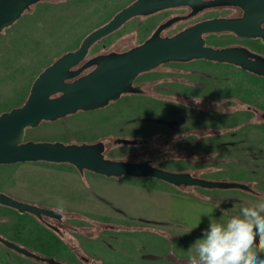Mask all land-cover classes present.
Wrapping results in <instances>:
<instances>
[{
    "label": "rangeland",
    "instance_id": "obj_1",
    "mask_svg": "<svg viewBox=\"0 0 264 264\" xmlns=\"http://www.w3.org/2000/svg\"><path fill=\"white\" fill-rule=\"evenodd\" d=\"M128 1L38 0L23 10L0 31V112L21 104L43 67L76 47L89 30ZM184 11L179 7L132 16L94 42L89 52L129 48L167 17ZM193 19L178 20L160 34H172ZM204 38L212 46L240 44L264 55L259 37L224 32ZM135 83L141 93H121L102 107L26 126L24 139L101 140L107 158H149L164 169L242 181L254 192H264V76L228 62L194 58L161 63L139 73ZM117 137L135 142H115ZM189 189L211 199L264 204V197L240 188L176 186L150 176H105L86 169L79 172L68 162L0 163V190L52 205L69 225L58 223L62 234L57 237L29 213L0 204V234L62 264H189L191 244L182 228L164 214L166 194ZM0 264L49 263L0 242Z\"/></svg>",
    "mask_w": 264,
    "mask_h": 264
},
{
    "label": "water",
    "instance_id": "obj_2",
    "mask_svg": "<svg viewBox=\"0 0 264 264\" xmlns=\"http://www.w3.org/2000/svg\"><path fill=\"white\" fill-rule=\"evenodd\" d=\"M38 0H0V31L15 21L30 4ZM188 5L184 15H173L159 23L141 42L121 51L98 53L77 65L89 46L121 26L128 18L158 10ZM212 5H235L242 13L237 17H213L187 25L178 31L161 35L174 21L193 15ZM264 0H132L108 20L86 33L75 49L62 52L43 67L32 80L25 100L0 112V163L18 161L68 162L79 172L84 169L105 176H150L176 186L195 185L204 188H240L253 191L245 182L209 179L187 171H174L153 165L149 158L138 161L118 160L103 155L104 142L35 141L24 139L26 126L52 120L77 110H90L117 99L121 93L139 92L135 77L157 65L194 58L228 62L254 74L264 76V55L244 45L212 46L203 33L230 31L239 37H260L264 41ZM92 66L85 73V68ZM115 142L134 143L135 139L117 137ZM0 204L42 215L60 217L52 208L18 200L0 191ZM0 242L13 250L49 264H60L52 256H42L0 235ZM99 264V263H95Z\"/></svg>",
    "mask_w": 264,
    "mask_h": 264
},
{
    "label": "clouds",
    "instance_id": "obj_3",
    "mask_svg": "<svg viewBox=\"0 0 264 264\" xmlns=\"http://www.w3.org/2000/svg\"><path fill=\"white\" fill-rule=\"evenodd\" d=\"M199 224L189 225L184 234ZM189 248V264H264V205L237 208L226 220H209Z\"/></svg>",
    "mask_w": 264,
    "mask_h": 264
},
{
    "label": "crops",
    "instance_id": "obj_4",
    "mask_svg": "<svg viewBox=\"0 0 264 264\" xmlns=\"http://www.w3.org/2000/svg\"><path fill=\"white\" fill-rule=\"evenodd\" d=\"M263 192V191H262ZM165 217L168 221L179 225L183 232L189 225L200 222L199 227L190 233L184 234L192 244L201 236V229L206 228L209 220H226L237 208H254L259 205L252 202H243L235 199H211L195 190L170 191L165 198ZM221 204L222 209H216ZM264 257V254H261Z\"/></svg>",
    "mask_w": 264,
    "mask_h": 264
},
{
    "label": "flooded vegetation",
    "instance_id": "obj_5",
    "mask_svg": "<svg viewBox=\"0 0 264 264\" xmlns=\"http://www.w3.org/2000/svg\"><path fill=\"white\" fill-rule=\"evenodd\" d=\"M132 0H130V1H128L126 4H128L129 2H131ZM125 4V5H126ZM179 7H182V8H184V12L183 13H177V14H173V15H184V14H187L190 10H191V7L190 6H188V5H179V6H175V7H168V8H164V9H172V8H179ZM164 9H161V10H164ZM210 10H219L218 12H209ZM117 11V10H116ZM115 11V12H116ZM114 12V13H115ZM113 13V14H114ZM241 13H242V10H241V8L240 7H238V6H235V5H212V6H206V7H202V8H200V9H198L193 15H191V16H189V17H186V18H183V19H179V20H189V19H192V18H194L192 21H190V22H188V23H186L185 24V26H187V25H190V24H192V23H195V22H197V21H200V20H204V19H208V18H213V17H237V16H239V15H241ZM112 14V15H113ZM150 14H152V13H150ZM146 15H149V14H146ZM146 15H141V16H146ZM173 15H171V16H173ZM135 16H137V15H135ZM139 16V15H138ZM171 16H169V17H171ZM169 17H167V18H169ZM196 17V18H195ZM110 18V17H109ZM108 18V19H109ZM166 18V19H167ZM107 19V20H108ZM128 20V19H127ZM164 21V20H163ZM105 22V21H104ZM104 22H102V23H104ZM126 22V21H125ZM124 22V23H125ZM175 22H178V20L177 21H174L173 23H171L169 26H171L172 24H174ZM101 23V24H102ZM100 25V24H99ZM98 25V26H99ZM158 25V24H157ZM156 25V26H157ZM261 25L262 26H264V22L263 23H261ZM155 26V27H156ZM97 27V26H96ZM168 27V26H167ZM95 28V27H94ZM93 29V28H92ZM91 29V30H92ZM155 29V28H154ZM153 29V30H154ZM116 30V29H115ZM152 30V31H153ZM90 31V30H89ZM88 31V32H89ZM87 32V33H88ZM224 32H229V33H232V34H234V35H236L235 33H233V32H230V31H215V32H206V33H203L202 34V37L204 38L205 37V35H208V34H217V33H224ZM152 33V32H151ZM237 36V35H236ZM239 37V36H238ZM102 38V37H101ZM100 38V39H101ZM241 38H243V37H241ZM260 38V37H259ZM99 40V39H98ZM204 40H205V38H204ZM81 41V40H80ZM142 41V40H141ZM140 41V42H141ZM96 42V41H95ZM80 43V42H79ZM78 43V44H79ZM139 43V42H138ZM205 43H206V41H205ZM78 44H77V46H78ZM93 44V43H92ZM91 44V45H92ZM137 44V43H136ZM207 44V43H206ZM90 45V46H91ZM226 45H240V44H226ZM76 46V47H77ZM90 46H89V48H90ZM220 46H225V45H220ZM76 47H74L73 49H75ZM89 48H88V50H87V53H86V55H85V57L77 64V65H75L74 67H76V66H78V65H80L82 62H84L85 60H87L89 57H91V56H93V55H95V54H98V53H106V52H95V53H90L89 52ZM125 49H127V48H125ZM70 50V49H69ZM124 50V49H123ZM67 51V50H66ZM114 51V50H113ZM109 52V51H108ZM53 61V60H52ZM92 68V66H89V67H87V68H85L81 73H85L86 71H88L89 69H91ZM137 77V76H136ZM135 77V78H136ZM133 84L134 85H137L138 86V84H136L135 83V79H134V81H133ZM139 88H140V91L139 92H125V93H141L142 92V88L140 87V86H138ZM109 103V102H108ZM1 192H4V193H6V194H8L9 196H11V197H13V198H16V199H18V200H22V201H26V202H30V203H33V204H36V205H38V206H42V207H46V208H52V209H54L56 212H59L61 215H60V217H50V216H46V215H42V217L41 218H39V217H37L36 215H34V214H32V213H29V212H27V213H29L30 215H32L35 219H37L39 222H41L43 225H45V227H47L48 229H50L51 231H54L55 233H56V236L58 237L60 234H62V231H61V226H59L58 225V223L59 224H64V225H68V224H66L65 222H64V220H63V216H62V213L60 212V211H58L57 210V208H54L52 205H49V204H47V203H39V202H36V203H34L35 201H33V202H31V201H29V200H27V199H23V198H19V197H15V196H13L11 193H9V192H6L5 190H0ZM7 206V205H6ZM8 207H11V206H8ZM11 208H13V207H11ZM14 210H16V211H18L16 208H13ZM19 212V211H18ZM21 213H24V212H21ZM47 218H50V219H53V220H55L56 221V223H54V222H51V221H49ZM69 226V225H68ZM74 228V227H73ZM1 235V234H0ZM2 236V235H1ZM4 236V235H3ZM2 236V237H3ZM4 238H7V239H9V240H12V241H14L15 243H17V244H19V245H21V246H24V247H28L27 245H25V244H23L22 242H20V241H18L17 239H15L14 237H12L11 235H8V234H6L5 236H4ZM81 258H83V260L84 261H86V258H84L82 255H81ZM60 262V264H62V262L61 261H59ZM95 263H97V262H95ZM95 263H93V264H95Z\"/></svg>",
    "mask_w": 264,
    "mask_h": 264
},
{
    "label": "trees",
    "instance_id": "obj_6",
    "mask_svg": "<svg viewBox=\"0 0 264 264\" xmlns=\"http://www.w3.org/2000/svg\"><path fill=\"white\" fill-rule=\"evenodd\" d=\"M124 109H126V108H124ZM251 192H254V190L251 191ZM254 193H255L256 196H258V197H264V192H262V191H258V192H254ZM217 199H218V198H217ZM226 200H231V199L226 198Z\"/></svg>",
    "mask_w": 264,
    "mask_h": 264
}]
</instances>
